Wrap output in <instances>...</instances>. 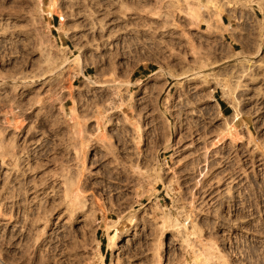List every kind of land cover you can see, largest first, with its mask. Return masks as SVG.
<instances>
[{"label": "rangeland", "instance_id": "374dc122", "mask_svg": "<svg viewBox=\"0 0 264 264\" xmlns=\"http://www.w3.org/2000/svg\"><path fill=\"white\" fill-rule=\"evenodd\" d=\"M101 255L264 264V0H0V264Z\"/></svg>", "mask_w": 264, "mask_h": 264}, {"label": "bare ground", "instance_id": "6f19581e", "mask_svg": "<svg viewBox=\"0 0 264 264\" xmlns=\"http://www.w3.org/2000/svg\"><path fill=\"white\" fill-rule=\"evenodd\" d=\"M213 3V1H210V3ZM53 11H55V7H53V6H49V12L50 13H52ZM61 21H63L62 19H61ZM64 25V24H63ZM60 27H61V25H60ZM61 29V31H63V26L61 27V28H59V30ZM260 51V50H259ZM78 59H80L79 57H78ZM77 59V62H79V60ZM158 72V71H157ZM157 72H155L154 73V75L155 74H157ZM92 86L93 87H101L102 85L101 84H99V83H97V82H92ZM225 91H226V89H225ZM168 146V145H167ZM167 148H169V146L167 147ZM159 165H161V163H159ZM161 168V167H160ZM160 168H157L156 170H155V174H156V176L158 177L160 174H161V170H162V168L160 169ZM112 236V235H111ZM118 238V240H119V235L118 234H115V235H113L112 237H111V244H112V248L111 249H113V250H118L119 248H120V241H117L116 239ZM101 257H102V260H101V263H103L104 262V260H105V258H104V255H101Z\"/></svg>", "mask_w": 264, "mask_h": 264}, {"label": "crops", "instance_id": "0c3cea01", "mask_svg": "<svg viewBox=\"0 0 264 264\" xmlns=\"http://www.w3.org/2000/svg\"><path fill=\"white\" fill-rule=\"evenodd\" d=\"M139 67H140V66H138L137 68L134 69V71H133V73H132V75H131V78H130V80H129L131 83H132L133 77L137 75ZM131 85H132V84H131ZM175 86H176V85L171 86V90H172ZM104 258H105L104 262H103V263H100V264H107V263H108V262H107V255H106Z\"/></svg>", "mask_w": 264, "mask_h": 264}, {"label": "trees", "instance_id": "16d2710c", "mask_svg": "<svg viewBox=\"0 0 264 264\" xmlns=\"http://www.w3.org/2000/svg\"><path fill=\"white\" fill-rule=\"evenodd\" d=\"M107 262H108V258H107Z\"/></svg>", "mask_w": 264, "mask_h": 264}]
</instances>
